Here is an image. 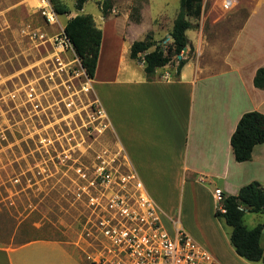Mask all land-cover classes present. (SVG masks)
I'll return each mask as SVG.
<instances>
[{"label":"rangeland","instance_id":"obj_1","mask_svg":"<svg viewBox=\"0 0 264 264\" xmlns=\"http://www.w3.org/2000/svg\"><path fill=\"white\" fill-rule=\"evenodd\" d=\"M62 1L71 14L57 15L50 0H0V245L80 240L85 250L89 243L82 235L92 213L88 180L101 167L116 176L134 173L107 116L100 113L95 80L74 49L59 44L67 22L78 14L94 16L104 33L102 71L114 78L122 60L145 68L130 59L132 42L153 34L167 49L181 8V0H110L113 10L105 18L100 8L106 0H88L81 12L77 0ZM223 1L204 0L201 18L191 19L198 26L188 34L193 39L203 32L209 41H218L203 59L219 65L226 56L222 40L229 42L261 2L254 23L264 30V0H237L232 10H225ZM261 216L246 213L245 225L263 224ZM218 222L205 232L192 231L223 247L232 228ZM163 225L174 233L176 224L169 227L163 219Z\"/></svg>","mask_w":264,"mask_h":264},{"label":"crops","instance_id":"obj_2","mask_svg":"<svg viewBox=\"0 0 264 264\" xmlns=\"http://www.w3.org/2000/svg\"><path fill=\"white\" fill-rule=\"evenodd\" d=\"M262 5L249 10L229 42L222 40L226 56L221 65L203 59L218 41H209L202 32L193 39L188 36L184 58L189 61L180 74L176 65H168L148 77L144 67L133 68L122 60L117 76L110 78L100 59L93 79L126 160L159 207L162 221L169 227L176 224L194 240L203 239L200 245L216 264H256L238 256L231 241L222 247L217 239L205 234L206 240L192 229L205 232L210 224L220 225L216 189L236 196L253 182L264 188V144L255 146L252 159L244 163L235 160L231 146L244 114H264V90L254 86L257 70L264 67V30L254 23ZM256 215L264 220V213ZM84 251L80 240H32L0 245V264H90Z\"/></svg>","mask_w":264,"mask_h":264},{"label":"trees","instance_id":"obj_3","mask_svg":"<svg viewBox=\"0 0 264 264\" xmlns=\"http://www.w3.org/2000/svg\"><path fill=\"white\" fill-rule=\"evenodd\" d=\"M57 15H69L71 10L62 0H50ZM204 0H181V8L174 22L170 37L172 43L164 49L158 44L153 34H148L144 40L135 41L130 50V58L141 61L145 65V73L153 76L158 69L177 62V71L188 63L184 58L189 46L187 32L198 26L191 19L198 21L203 12ZM88 0H77L76 9L82 11ZM106 18L113 10L110 0H106L100 8ZM65 36L69 39L83 69L90 79H95L103 44V30L97 25L91 14H78L71 18L64 29ZM154 48V50H152ZM179 56L183 58L180 60ZM254 86L264 90V67L257 70L254 77ZM264 144V114L253 111L244 114L239 121L236 131L231 138L235 160L239 163L252 159L255 146ZM221 206L225 209L216 211V218L224 220L232 228L230 241L236 253L241 258L251 263L264 264V249L261 246V237L264 224L254 229H249L244 223L247 212L264 213V188L259 182H253L240 189L238 195L224 194Z\"/></svg>","mask_w":264,"mask_h":264},{"label":"built area","instance_id":"obj_4","mask_svg":"<svg viewBox=\"0 0 264 264\" xmlns=\"http://www.w3.org/2000/svg\"><path fill=\"white\" fill-rule=\"evenodd\" d=\"M236 6L237 0L223 1L225 10ZM58 40L63 48H73L65 35ZM87 189L92 213L82 237L89 243L84 253L90 264H216L181 227L173 234L164 227L159 207L135 173L116 176L101 167ZM214 197L225 212L223 191L216 189Z\"/></svg>","mask_w":264,"mask_h":264},{"label":"water","instance_id":"obj_5","mask_svg":"<svg viewBox=\"0 0 264 264\" xmlns=\"http://www.w3.org/2000/svg\"><path fill=\"white\" fill-rule=\"evenodd\" d=\"M183 57L182 56H179V59L181 60Z\"/></svg>","mask_w":264,"mask_h":264},{"label":"bare ground","instance_id":"obj_6","mask_svg":"<svg viewBox=\"0 0 264 264\" xmlns=\"http://www.w3.org/2000/svg\"><path fill=\"white\" fill-rule=\"evenodd\" d=\"M44 6V5H43ZM46 6H47V4H46ZM53 21H55V19L53 18ZM56 23H58V22H56Z\"/></svg>","mask_w":264,"mask_h":264}]
</instances>
